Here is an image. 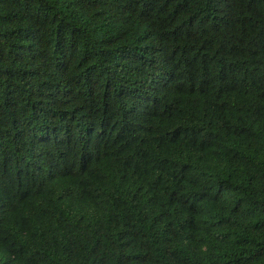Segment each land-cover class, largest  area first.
I'll list each match as a JSON object with an SVG mask.
<instances>
[{
    "label": "trees",
    "instance_id": "16d2710c",
    "mask_svg": "<svg viewBox=\"0 0 264 264\" xmlns=\"http://www.w3.org/2000/svg\"><path fill=\"white\" fill-rule=\"evenodd\" d=\"M0 264H264V0H0Z\"/></svg>",
    "mask_w": 264,
    "mask_h": 264
}]
</instances>
